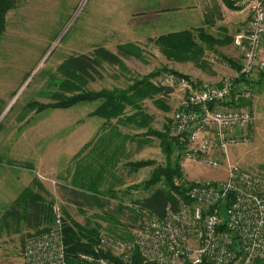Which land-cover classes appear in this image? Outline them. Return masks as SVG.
<instances>
[{"label": "rangeland", "instance_id": "1", "mask_svg": "<svg viewBox=\"0 0 264 264\" xmlns=\"http://www.w3.org/2000/svg\"><path fill=\"white\" fill-rule=\"evenodd\" d=\"M158 4L160 3L157 0H18L16 6L6 15V30L0 39V150H9L12 138L23 133L18 118L27 112L31 114V110H27L29 102L34 100L41 103L54 101L50 95L52 87L48 84L50 76L58 73L59 66L71 56L94 55L99 47H105L121 57L127 67L126 70L118 64L104 62L101 66H97V72H94L93 79L85 86L90 90H101L111 86L120 89L126 88L137 79H142L159 69L175 70L177 68L176 71L178 69L190 71L194 68L196 70L197 66L203 67L209 63L211 56L219 55L216 50L210 49L207 44L200 42L204 49L203 55L198 59L174 63V60L167 58L156 45L154 40L157 37L149 40V38L145 39V36L139 35L138 32L134 33L131 30V26L134 25L131 19L135 21L133 23H139L140 16H143L141 12L144 9L159 6ZM237 8L244 10L240 7ZM248 24V20L241 24V33L247 31ZM136 42L141 44L138 45ZM125 43H135L133 45L143 51L144 59L132 54L130 56L123 54L119 46ZM238 51L241 52L237 56L242 60L243 52L241 49ZM238 72L237 77L244 78L241 69ZM260 74L254 80H249L255 97L241 102V106L250 110L253 115L248 139L240 141L230 149L228 159L223 158L220 168H213L199 162H187L185 170H183V178L190 181L197 179L222 181L227 178L228 163L235 164L246 171L264 175V81L258 82ZM191 76L198 85L219 84L205 80L200 81L197 77L195 78V75ZM237 77L225 74L220 84L227 78L236 80ZM172 90L169 100H165L167 101V110L158 107L152 100L147 101V107L153 112L155 111L149 121V126L154 131L168 135H170L173 116L179 109L183 97L181 91L174 88ZM97 105L98 102L83 103L62 112V119H66L67 122L68 140L71 139L70 135L73 136L76 133V122L80 118H86ZM128 132L132 137L137 136L138 140L151 139L153 142L148 143L146 152H141L140 159L136 161L154 162V164L146 165L147 168L141 167L140 176L144 171L147 175L150 173L152 175L155 168L167 166V153L163 149L159 136L149 134L147 127H136ZM73 144L68 142V145ZM176 153L175 149L174 154ZM151 175L148 176V179ZM45 177L49 180L46 182L54 190V196L50 200L51 205H57L60 208L63 218L64 212L67 211L82 225L98 227L99 233L105 231L114 237L118 235L120 237L118 228L122 229L125 226L123 229L127 230L126 237L129 239L133 237V233L138 227V221H134L131 216H127L124 212L114 211L110 216L113 219H108L109 216L105 209L99 208L97 214L91 210L92 206L78 207L71 203L69 197L65 196L64 198L63 194L58 195L60 193L59 186L63 188L64 182L54 181L51 174ZM138 184L140 183L133 186ZM160 184L162 185V183ZM53 185L57 186L53 188ZM73 186L85 188L84 191H76V193L92 199L104 201L102 195L108 194L106 191H96L92 183H81L78 179H75ZM148 191L151 190H146V192ZM110 194L119 197L115 193L111 192ZM129 206L134 207L131 204ZM129 209L132 208H128L127 211H132ZM46 224L45 227L52 226L53 219ZM32 233L29 232L28 236ZM26 238L27 235L24 241ZM16 245L22 246L21 249L7 256L10 262L12 261L11 264H24V245L19 242H16ZM7 249L13 248L8 246ZM4 257L1 249L0 264H10L9 262L5 263Z\"/></svg>", "mask_w": 264, "mask_h": 264}, {"label": "built area", "instance_id": "2", "mask_svg": "<svg viewBox=\"0 0 264 264\" xmlns=\"http://www.w3.org/2000/svg\"><path fill=\"white\" fill-rule=\"evenodd\" d=\"M234 1L251 13L247 31L235 37L244 80L198 85L191 77L166 72L155 82L183 93L170 131L181 148L182 171L190 161L220 168L230 149L249 136L253 115L239 103L255 97L249 80L264 72V0ZM228 165L222 181L178 179L181 192L174 191V204L161 212L131 204L141 215L133 237L102 231L95 254H80V260L132 264L138 252L140 264H264V175ZM23 256L24 264H69L57 205L52 227L28 237Z\"/></svg>", "mask_w": 264, "mask_h": 264}, {"label": "crops", "instance_id": "3", "mask_svg": "<svg viewBox=\"0 0 264 264\" xmlns=\"http://www.w3.org/2000/svg\"><path fill=\"white\" fill-rule=\"evenodd\" d=\"M157 1L159 6L141 12L143 16H140L139 23H133L135 21L130 17L134 24L131 26L134 33L138 32L145 39L152 40L167 33L203 28L223 42L214 47L219 55L211 56L209 63L203 67L197 66L196 70L178 69V72L189 77L195 75L200 81L219 83L217 85H220L225 74L238 76L242 60L237 56L241 48L235 43V37L241 33V24L246 23V20L249 22V11L231 8L223 0ZM223 56L228 58L224 59ZM176 61L184 60L174 59V63ZM131 84L122 90L130 89L134 83ZM115 88L117 87L111 86L107 89ZM171 95L172 93L166 96L158 94L154 98H145L138 102L140 108L128 105L120 119L114 118L110 121L92 114L101 103L94 101L98 105L86 118H80L76 122V133L70 135V140L66 133V119H62L64 110L67 109H45L40 112L31 110V114L27 112L18 118L23 133L12 138L9 150H0V250L4 253L5 263L12 262L7 255L21 249L22 246L16 245V242L25 246L26 235L28 238L42 231L48 222L43 220L39 227L28 224L33 216L29 213L27 200L37 199L43 203H51L54 196V190L46 182V175L51 174L54 181L65 183L63 188L59 186L58 195L69 197L71 203L78 207L92 206L91 210L97 214L99 208L105 209L108 219H113L110 216L119 205L129 206L151 194L152 191L146 192L144 188H134V184L145 181L151 173L147 175L144 171L140 176V168L134 167L133 163L140 159L141 152H146L148 143L153 142L151 139L138 140L137 136L132 137L128 131L136 128V124L127 117L141 110L152 119L155 111L147 107V101L152 100L155 103L159 98L168 101ZM68 142L74 144L68 145ZM75 179L81 183H92L96 191H106L108 194L102 195L104 201L77 194L76 191H84L85 188L74 187ZM56 186L53 185V188ZM159 186L161 184L155 188ZM111 192L119 197L110 194ZM123 212L134 221L139 220L135 212ZM123 227L118 228V231L126 236L127 230ZM29 232L33 233L28 236ZM8 246L13 249L8 250Z\"/></svg>", "mask_w": 264, "mask_h": 264}, {"label": "trees", "instance_id": "4", "mask_svg": "<svg viewBox=\"0 0 264 264\" xmlns=\"http://www.w3.org/2000/svg\"><path fill=\"white\" fill-rule=\"evenodd\" d=\"M17 1L18 0H0V39L6 30V15L16 6ZM223 1L231 8L238 7L233 0ZM154 41L156 45L159 46L160 51L167 58L172 60L198 59V57L204 53L203 45L200 44V42L206 43L210 49H214L215 45H221L223 43L221 40L210 35L203 28L163 34ZM119 48L125 55L130 56L132 54L144 59L143 51L133 44L120 45ZM223 58L227 59L228 57L223 56ZM104 62L118 64L122 69H127L121 57L105 47H99L94 52V55L81 54L71 56L59 66L58 73L50 76V82L48 84L52 87L50 95L54 98V101L41 103L34 100L27 104V110H36L40 112L45 109H68L82 103L101 101L92 114L104 117L107 121H110L114 118L120 119L126 112L128 105L134 108H140L138 102L145 98H154L158 94L166 96L172 93L174 87L156 85V79L162 74L168 72L177 76L190 78L176 70L165 68L163 70H156L144 76L142 79H137L128 90L118 88H103L101 90L87 89L85 86L93 79L94 72H97V66H101ZM240 80L244 79L242 77H237L235 81L239 82ZM261 81H264V72L260 74L258 82ZM165 102L164 98L155 100L157 106L167 110L168 107H166ZM241 105L242 104L239 103V106ZM127 119L134 121L137 128L147 127L149 134L151 133L159 136L162 141L163 149L167 153V166L155 168L149 179L134 186V188L143 187L145 190L152 191L148 197L140 202H136V204L161 212L167 203L172 202L174 204L173 192H181L180 185L177 183L178 179H182L183 177V171L179 164L181 148L167 133L151 129L149 126L151 116H148L143 111L139 110L137 113L127 117ZM175 149L177 150L176 154H174ZM150 164H154V162L139 161L133 163V166L141 168ZM160 183H162V185L155 188ZM27 201L28 207L30 208L29 213L33 216V220L30 222L28 221V224H35V226L39 227L43 220L49 222L53 219L54 205H51V203H43L37 199H29ZM127 207L132 208L129 210H132L131 212H135L138 216L139 226L141 215L137 207L119 205L116 211L122 213L124 210H128ZM64 214L63 236L68 263L90 264L81 261L79 256L80 254H95V246L98 243L99 236L98 227L84 226L72 218L67 211H65ZM51 227L52 226L45 227L42 231L49 230ZM117 238L130 240L132 237L129 239L121 234L120 237L118 235ZM140 263L141 257L139 253L136 252L132 264ZM258 264L263 263L259 262Z\"/></svg>", "mask_w": 264, "mask_h": 264}, {"label": "bare ground", "instance_id": "5", "mask_svg": "<svg viewBox=\"0 0 264 264\" xmlns=\"http://www.w3.org/2000/svg\"><path fill=\"white\" fill-rule=\"evenodd\" d=\"M236 4V3H235Z\"/></svg>", "mask_w": 264, "mask_h": 264}]
</instances>
